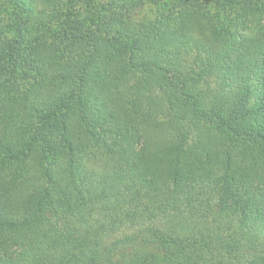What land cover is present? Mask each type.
Listing matches in <instances>:
<instances>
[{
  "label": "trees",
  "instance_id": "obj_1",
  "mask_svg": "<svg viewBox=\"0 0 264 264\" xmlns=\"http://www.w3.org/2000/svg\"><path fill=\"white\" fill-rule=\"evenodd\" d=\"M7 1L0 264H264V0Z\"/></svg>",
  "mask_w": 264,
  "mask_h": 264
},
{
  "label": "rangeland",
  "instance_id": "obj_2",
  "mask_svg": "<svg viewBox=\"0 0 264 264\" xmlns=\"http://www.w3.org/2000/svg\"><path fill=\"white\" fill-rule=\"evenodd\" d=\"M97 3H105L108 0H95ZM202 2V0H198ZM206 1L205 5H201L204 9H208L210 12H213L214 15L218 17L223 16L224 13L230 12L228 11H217L212 4V0H204ZM204 1L202 3H204ZM183 0L180 2L179 0H141L136 5H134L130 10V17L133 20H147L153 19L158 16L161 12H164L168 9H178L181 10L183 8ZM106 13L105 9H102V15ZM176 13V12H175ZM174 13V14H175ZM14 10L7 0H0V29L6 30L7 25L13 20ZM8 37L12 35L10 33L6 34Z\"/></svg>",
  "mask_w": 264,
  "mask_h": 264
}]
</instances>
